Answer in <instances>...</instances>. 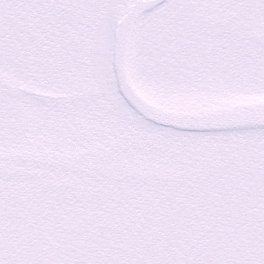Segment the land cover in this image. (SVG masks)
<instances>
[{
	"label": "snow or ice",
	"instance_id": "snow-or-ice-1",
	"mask_svg": "<svg viewBox=\"0 0 264 264\" xmlns=\"http://www.w3.org/2000/svg\"><path fill=\"white\" fill-rule=\"evenodd\" d=\"M0 264H264V0H0Z\"/></svg>",
	"mask_w": 264,
	"mask_h": 264
}]
</instances>
